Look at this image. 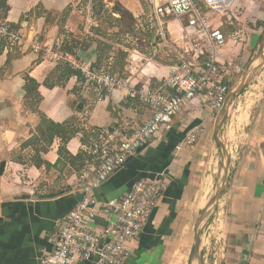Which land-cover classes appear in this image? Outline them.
Wrapping results in <instances>:
<instances>
[{
  "label": "crops",
  "instance_id": "obj_1",
  "mask_svg": "<svg viewBox=\"0 0 264 264\" xmlns=\"http://www.w3.org/2000/svg\"><path fill=\"white\" fill-rule=\"evenodd\" d=\"M145 1L7 0L3 4L4 0H0V19L24 35L23 44L12 49L0 40V264H41V259L53 251L56 222L77 203V175L84 165L85 146L98 130L123 125L135 128L152 118L151 109L130 96L129 89L117 90L98 101L96 95L81 90L77 76L67 78L64 72L66 65L86 69L109 61L114 64L122 50L128 56L115 72L131 78L132 87L139 83L159 87L171 74L170 65L175 63L177 53L164 49L157 35L154 6L164 0H148L149 6ZM118 3L134 19L122 18L123 14L114 10ZM146 13L152 15L151 25L146 22L143 26L140 19ZM166 30L174 51L183 54V25L172 19ZM255 34L261 38L259 31ZM35 37L41 41L39 54L33 50ZM60 43L70 56L68 61L54 58ZM231 43L232 40L224 48L231 51L226 57L241 65L249 63L251 52L243 53L241 44L231 50ZM28 76L40 84L42 101L38 107L43 116L73 133L67 144L60 136L51 141L49 124H44L41 115L32 109L33 100L28 99L26 90ZM246 107L238 110L229 138L232 131L249 126L250 135L261 138V144L253 147L246 143L237 163L231 156L228 189L206 230L219 222L215 233L222 229L225 232L224 244L217 243L215 247L221 259L216 258L214 264H264V112L252 117ZM212 121L207 110L186 107L173 118L168 130L133 155L96 191L98 200L104 202L123 198L137 180L157 174L169 178L166 196L139 240L130 245V256L124 264H164L176 240L194 232L219 170L214 169L215 183L214 176L206 178V183L212 181L210 193L198 198L197 204L195 197L202 186L197 175L203 165L199 158L206 155L209 139L204 137ZM200 125L207 133L197 147L169 150L183 140H179L183 131ZM230 151L234 154L232 147ZM167 161L169 165L164 167ZM185 178L188 182L181 190ZM106 222L104 215L97 219L99 226Z\"/></svg>",
  "mask_w": 264,
  "mask_h": 264
},
{
  "label": "built area",
  "instance_id": "obj_2",
  "mask_svg": "<svg viewBox=\"0 0 264 264\" xmlns=\"http://www.w3.org/2000/svg\"><path fill=\"white\" fill-rule=\"evenodd\" d=\"M154 18L163 48L170 49L171 54L177 53L175 63L170 65L171 74L159 87L149 83L132 87V79L116 73L111 61L76 69L83 74L81 79L77 78L84 93H92L98 101H103L117 90L129 89L130 96L151 109L152 118L135 128L123 125L100 129L85 146L84 165L77 175L80 196L75 206L56 222L52 234L53 251L41 259V264H124L130 256V245L139 240L166 196L169 178L157 174L137 180L123 198L104 202L98 200L96 191L133 155L168 130L173 118L186 107L198 103L215 120L228 99L232 84L244 71L236 59H229L222 53L231 39L237 41L241 31L226 36L222 30L224 23L213 25L195 0L155 3ZM172 19L183 25V54L174 51L166 35L165 26ZM229 22L233 27L234 23ZM0 40L12 49L23 44L24 35L22 30L0 19ZM32 42L34 52L39 54L42 51L39 37ZM61 44L54 58L58 62L68 61L70 56ZM206 133L203 125L189 130L177 144L176 152L183 147L194 149ZM103 215L106 225L99 226L97 219Z\"/></svg>",
  "mask_w": 264,
  "mask_h": 264
},
{
  "label": "rangeland",
  "instance_id": "obj_3",
  "mask_svg": "<svg viewBox=\"0 0 264 264\" xmlns=\"http://www.w3.org/2000/svg\"><path fill=\"white\" fill-rule=\"evenodd\" d=\"M198 6H200L204 12V14L207 15L208 19L211 20V23L214 25H220L222 22L224 23V28L222 30L226 34V36L231 37V28L234 29V31H241V34L239 35L237 41L232 40L230 49L234 48V45L237 46L238 44H241V49L243 53H250L251 59L254 57L258 43L260 39L256 38L255 31H259L261 35L264 33V26H260L264 22H259L260 19H264V0H195ZM231 1V2H230ZM145 5L149 6L148 0L144 2ZM230 3L231 6H230ZM230 6V7H229ZM206 10V12H205ZM231 19V20H229ZM152 15L148 16V13L142 16L140 19L141 24L145 26V23L147 22L148 25H151ZM229 21H232L234 23V26L231 27L228 25L230 23ZM166 28V26H165ZM261 37V36H260ZM237 42V44H235ZM254 43L256 44L254 47ZM248 51V52H247ZM222 53L225 56H228L231 54L230 50H222ZM247 56V55H246ZM251 61V60H250ZM140 62V61H139ZM144 62V61H143ZM142 63V61H141ZM237 64L243 67L244 71H246V68L249 63H245L244 65H241L239 61L237 60ZM133 66V64H132ZM133 67H136V64H134ZM243 73L237 77L238 79L243 75ZM121 77L127 78V76L120 73ZM236 78V79H237ZM237 79V80H238ZM236 80V81H237ZM235 81V82H236ZM234 84H232L233 86ZM248 105V111L249 114H252V117L259 116V112H264V69L259 74L258 78H256L251 85H249L246 89H244L243 93L240 95V98L238 99V103L236 104L234 114L232 115V120L230 123V129L232 125H235V119L238 115V110L240 109H247ZM191 108L193 110H203V107L199 105L198 103H195L191 105ZM242 111V110H241ZM215 122L212 121L211 124H209L208 133L207 136L204 138L209 139L207 149H205V156L200 157L199 160L201 161L203 165L200 170L201 172H198V179L200 184L199 190L200 193L197 194L195 197V200L198 198H202L203 196L206 197L208 195V187L211 186V183H206V178L209 176H214V169H217L219 167V150L214 145L213 141V133L215 128ZM255 124V123H254ZM232 134V139L230 138V147H232V150L234 152V163H237L241 159V150L242 147H245L246 143H250L253 145V147H256V145L261 144L259 140L261 138L256 137L255 135L252 137L249 131V126L247 129L245 127H240L239 129H236ZM246 134V135H245ZM208 147H210L208 149ZM188 148V147H187ZM254 157L260 156L257 154H252ZM251 154L249 156H252ZM218 172V171H217ZM216 176V175H215ZM215 176L214 183H215ZM210 193V192H209ZM199 199L197 200V204L199 202ZM221 212H223V208L221 209ZM224 217V215H223ZM218 221V220H217ZM213 222V221H212ZM220 223L217 222L213 225L211 224L210 230L206 231L204 234V240H203V250L205 253L204 260L207 259V262H204V264H214V261L216 258L221 259V255L217 254V251L215 250L217 243L225 242V232L224 229L219 230L215 233V228ZM194 232L192 230V233L189 234V237L187 238H180L176 240V246H172L170 251V257L164 262V264H188L189 263V257L191 254L192 244L194 243ZM170 246V247H171Z\"/></svg>",
  "mask_w": 264,
  "mask_h": 264
},
{
  "label": "water",
  "instance_id": "obj_4",
  "mask_svg": "<svg viewBox=\"0 0 264 264\" xmlns=\"http://www.w3.org/2000/svg\"><path fill=\"white\" fill-rule=\"evenodd\" d=\"M264 69V33L261 35L254 57L249 62L246 71L234 83L228 99L216 118L213 141L219 150V170L216 185L205 207L202 209L196 226L195 241L192 245L188 264H204L205 253L203 250L204 234L208 229L223 194L227 191L231 176V151H230V123L238 98L251 83L258 78Z\"/></svg>",
  "mask_w": 264,
  "mask_h": 264
},
{
  "label": "trees",
  "instance_id": "obj_5",
  "mask_svg": "<svg viewBox=\"0 0 264 264\" xmlns=\"http://www.w3.org/2000/svg\"><path fill=\"white\" fill-rule=\"evenodd\" d=\"M6 1L7 0H4L3 4H6ZM5 8L8 9V7H5ZM114 10L118 11L119 13L121 12L123 14L122 18H125V17L129 16L128 17L129 19L130 18H131V20L134 19L133 15L129 11H127L123 6H121L119 3L115 6ZM205 12H206V10H205ZM67 14H68V12L64 13V16H67ZM260 26L263 27L264 23H262ZM231 31L233 32L234 29L231 28ZM66 50L70 51L71 54H73V51L69 47H66ZM104 50L105 49H103V51ZM127 56L128 55L122 50H120L118 52L116 63L113 64L114 65L113 67L115 68V71H117V69H120L119 67H123L125 58ZM64 72H65V76L67 78H70V77L75 75V76H77L78 78L81 79L82 76H83V74H82V72L80 70H76V69L70 67V65H66L64 67ZM26 82H27L26 90H27L28 99L32 98V100H33L31 107H32V109H34L37 113H39L41 115L42 122L44 124H46V123L49 124V130L51 132V141L54 139L55 136H60L62 138V140H63V144L64 145L67 144L68 141L72 138L73 133H68L63 126L55 125V124L50 123L49 121H47L46 117L43 116V114L40 112L39 107H38L40 102L42 101V96L39 93L40 84L37 83L34 79H31L29 76L27 77ZM46 85H47V83H46ZM186 132L187 131H183L182 137L179 138L180 141L185 137ZM180 141H177V143L180 142ZM168 148H169V150H171V152L176 150V146L175 147H168ZM60 152L63 153L64 152V148L61 149ZM171 160H170V163H171ZM168 165H169V163L167 161V163L165 162L164 167H167ZM187 182H188L187 178H185L184 180L181 181V184H180V189L181 190H184L185 186L187 185Z\"/></svg>",
  "mask_w": 264,
  "mask_h": 264
},
{
  "label": "bare ground",
  "instance_id": "obj_6",
  "mask_svg": "<svg viewBox=\"0 0 264 264\" xmlns=\"http://www.w3.org/2000/svg\"><path fill=\"white\" fill-rule=\"evenodd\" d=\"M241 121H244L243 118H241ZM238 124H240V123H238ZM229 139H230V138H229Z\"/></svg>",
  "mask_w": 264,
  "mask_h": 264
},
{
  "label": "clouds",
  "instance_id": "obj_7",
  "mask_svg": "<svg viewBox=\"0 0 264 264\" xmlns=\"http://www.w3.org/2000/svg\"><path fill=\"white\" fill-rule=\"evenodd\" d=\"M231 156H233V154Z\"/></svg>",
  "mask_w": 264,
  "mask_h": 264
}]
</instances>
